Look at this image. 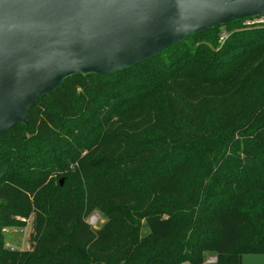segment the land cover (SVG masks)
Listing matches in <instances>:
<instances>
[{
	"label": "trees",
	"instance_id": "1",
	"mask_svg": "<svg viewBox=\"0 0 264 264\" xmlns=\"http://www.w3.org/2000/svg\"><path fill=\"white\" fill-rule=\"evenodd\" d=\"M245 23L75 75L1 135L0 264L264 255V23ZM31 216L30 250L10 251L3 229Z\"/></svg>",
	"mask_w": 264,
	"mask_h": 264
},
{
	"label": "water",
	"instance_id": "2",
	"mask_svg": "<svg viewBox=\"0 0 264 264\" xmlns=\"http://www.w3.org/2000/svg\"><path fill=\"white\" fill-rule=\"evenodd\" d=\"M258 17L264 0H0V136L75 75L124 71Z\"/></svg>",
	"mask_w": 264,
	"mask_h": 264
},
{
	"label": "rangeland",
	"instance_id": "3",
	"mask_svg": "<svg viewBox=\"0 0 264 264\" xmlns=\"http://www.w3.org/2000/svg\"><path fill=\"white\" fill-rule=\"evenodd\" d=\"M220 43L223 41L220 38ZM85 196V194H84ZM106 220L102 218L101 213L98 210H94L87 218V223L93 228H99L104 224ZM34 223V216H31L27 221V225L24 228L11 227L3 229V233L6 238V243L17 251L26 252L30 250L29 234L32 231ZM213 257L212 254H206V260ZM215 258V257H214ZM183 264H190L189 262ZM242 264H264V255H243Z\"/></svg>",
	"mask_w": 264,
	"mask_h": 264
},
{
	"label": "built area",
	"instance_id": "4",
	"mask_svg": "<svg viewBox=\"0 0 264 264\" xmlns=\"http://www.w3.org/2000/svg\"><path fill=\"white\" fill-rule=\"evenodd\" d=\"M263 23H264V17H258V18L247 19L245 25L254 26V25L263 24ZM223 37L224 36H222V38ZM5 247L8 248L10 251L15 250L14 248L10 247L7 243ZM215 262H216V258L214 257H211L206 260V264H213Z\"/></svg>",
	"mask_w": 264,
	"mask_h": 264
},
{
	"label": "crops",
	"instance_id": "5",
	"mask_svg": "<svg viewBox=\"0 0 264 264\" xmlns=\"http://www.w3.org/2000/svg\"><path fill=\"white\" fill-rule=\"evenodd\" d=\"M214 257V256H213Z\"/></svg>",
	"mask_w": 264,
	"mask_h": 264
}]
</instances>
